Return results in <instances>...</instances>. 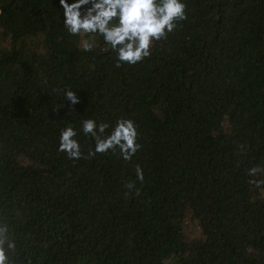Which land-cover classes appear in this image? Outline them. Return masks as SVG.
Listing matches in <instances>:
<instances>
[{
  "label": "trees",
  "instance_id": "obj_1",
  "mask_svg": "<svg viewBox=\"0 0 264 264\" xmlns=\"http://www.w3.org/2000/svg\"><path fill=\"white\" fill-rule=\"evenodd\" d=\"M185 2L149 58L116 68L102 40L79 48L59 0H0V219L22 262L264 264V192L246 175L264 167V0ZM118 117L139 126L130 162L57 151L68 123Z\"/></svg>",
  "mask_w": 264,
  "mask_h": 264
},
{
  "label": "clouds",
  "instance_id": "obj_2",
  "mask_svg": "<svg viewBox=\"0 0 264 264\" xmlns=\"http://www.w3.org/2000/svg\"><path fill=\"white\" fill-rule=\"evenodd\" d=\"M62 9L63 26L70 36L80 37L79 48L92 52L98 46V39L107 46L105 51L113 53L114 67L125 64L134 66L152 55L154 46L168 37L188 19V5L185 0H59ZM2 14V10H0ZM63 100L71 106L80 103L77 92L70 86L57 88ZM63 105H58L62 107ZM79 129L68 123L60 130L58 152L75 162L92 159L98 154L118 155L130 162L142 148L139 126L133 119L118 117L114 125L93 118L80 120ZM83 134L90 137L94 147H89L87 156L77 139ZM135 180L124 183V196L139 195L137 182L144 183L145 176L140 165L134 168ZM249 185L264 192V167L253 166L247 169ZM0 264H32L30 257L22 262L16 238L8 223L0 219Z\"/></svg>",
  "mask_w": 264,
  "mask_h": 264
}]
</instances>
